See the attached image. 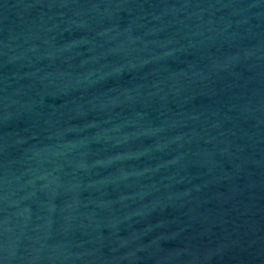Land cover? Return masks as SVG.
<instances>
[{
    "label": "water",
    "instance_id": "95a60500",
    "mask_svg": "<svg viewBox=\"0 0 264 264\" xmlns=\"http://www.w3.org/2000/svg\"><path fill=\"white\" fill-rule=\"evenodd\" d=\"M0 264H264V0H0Z\"/></svg>",
    "mask_w": 264,
    "mask_h": 264
}]
</instances>
